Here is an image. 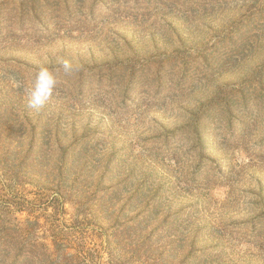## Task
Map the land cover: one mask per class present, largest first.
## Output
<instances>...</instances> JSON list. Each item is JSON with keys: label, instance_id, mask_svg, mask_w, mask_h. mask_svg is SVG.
<instances>
[{"label": "rangeland", "instance_id": "1", "mask_svg": "<svg viewBox=\"0 0 264 264\" xmlns=\"http://www.w3.org/2000/svg\"><path fill=\"white\" fill-rule=\"evenodd\" d=\"M0 109L66 166L0 188L27 264H264V0H0Z\"/></svg>", "mask_w": 264, "mask_h": 264}, {"label": "trees", "instance_id": "2", "mask_svg": "<svg viewBox=\"0 0 264 264\" xmlns=\"http://www.w3.org/2000/svg\"><path fill=\"white\" fill-rule=\"evenodd\" d=\"M12 116L15 121H19L16 110L13 111ZM2 120L3 116L0 109V188L8 189L11 186L17 188L20 185V181H26V184L29 185L34 182V185L42 186V193L52 191L57 196V190H60L57 185L64 179L65 164L60 163L51 166L40 163L37 159L46 156V149L41 150L40 147L37 148V145L33 142L34 140H29L26 143V140H24L25 132L22 128L20 130L16 129V124L13 126L11 124L13 121L3 123ZM38 124L39 122H35L30 132H35ZM81 171L82 169L78 171V179H80ZM39 173H44L47 176L45 183L37 182V175ZM76 182H78L77 179ZM3 202L5 204L1 210L2 217L0 218L2 222L0 225V256H6L3 252L11 250L12 255L5 257V259L8 258V264H23V260L24 264H27L25 255L22 254L23 249L21 245L19 247L20 241L18 238L22 237L19 224L14 217L15 211L11 209L15 207H13L12 203L1 200V203ZM14 204H16L15 206L19 205L18 202ZM41 247L44 249L43 253L48 256L52 255L51 253H56L55 250L49 253L47 245H42ZM72 248L64 245V251L60 253L62 254L61 257L58 260L51 257V260H48L46 264H75L76 261H79L77 264H87L85 257L84 260L80 258L86 254L79 250L67 255L66 250H73ZM106 249L110 255L114 250L110 249V247ZM28 258L27 260L29 261L30 257L28 256Z\"/></svg>", "mask_w": 264, "mask_h": 264}, {"label": "clouds", "instance_id": "3", "mask_svg": "<svg viewBox=\"0 0 264 264\" xmlns=\"http://www.w3.org/2000/svg\"><path fill=\"white\" fill-rule=\"evenodd\" d=\"M63 69L66 73L71 72V66L65 62ZM57 80L51 70L45 67L39 68L33 78L32 84L25 90L27 106L39 110L51 98L56 88Z\"/></svg>", "mask_w": 264, "mask_h": 264}]
</instances>
